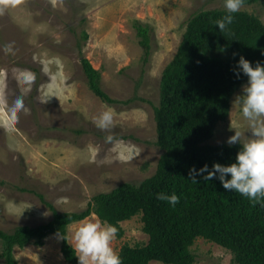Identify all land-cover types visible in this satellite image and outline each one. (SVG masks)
Wrapping results in <instances>:
<instances>
[{"label":"rangeland","instance_id":"374dc122","mask_svg":"<svg viewBox=\"0 0 264 264\" xmlns=\"http://www.w3.org/2000/svg\"><path fill=\"white\" fill-rule=\"evenodd\" d=\"M212 8H224V0H0V44L11 41L14 48L0 47L1 229L50 221L53 212L39 194L59 212L83 211L95 195L123 182L139 185L156 172L162 150L154 107L163 71L189 18ZM241 9L264 21V4ZM137 22L150 27L148 59ZM82 57L100 71L101 85L115 102L91 90ZM242 87L209 143H227L231 127L246 131L234 102ZM105 110L112 111L113 126L101 130L95 122ZM96 219L92 212L70 224L69 243L74 246L80 224ZM121 225L124 236L112 242L118 253L127 243H148L142 214ZM62 243L52 234L43 246L15 247V256L18 264H67ZM193 250L194 264H239L230 249L202 237Z\"/></svg>","mask_w":264,"mask_h":264},{"label":"trees","instance_id":"16d2710c","mask_svg":"<svg viewBox=\"0 0 264 264\" xmlns=\"http://www.w3.org/2000/svg\"><path fill=\"white\" fill-rule=\"evenodd\" d=\"M264 0H243V6ZM225 8L204 9L193 14L177 53L165 67L160 82V101L155 105L157 144L162 150L156 172L139 185L123 182L111 192L97 194L83 211L59 212L35 226L19 225L12 231L0 228V261L18 264L15 247L30 244L43 246L52 234L62 237V252L67 264H78L74 246L68 241L70 224L92 212L117 228L121 223L142 214L143 230L149 235L146 244L122 246V264H194L193 250L200 237L230 249L239 264H264V207L255 206L236 192L226 191L218 179L199 183L188 179L189 169L214 162L234 161L239 145L209 143L221 121H227L232 98L247 82L234 73L239 57L264 64V21L255 13L240 9L224 32L217 20ZM146 59L151 54L150 27L136 23ZM88 38V33H84ZM83 71L92 91L105 102H115L101 85V73L89 59L82 57ZM175 193L180 199L175 207L156 198V194Z\"/></svg>","mask_w":264,"mask_h":264},{"label":"clouds","instance_id":"9594fccd","mask_svg":"<svg viewBox=\"0 0 264 264\" xmlns=\"http://www.w3.org/2000/svg\"><path fill=\"white\" fill-rule=\"evenodd\" d=\"M242 6L243 0H224L226 14L215 24L221 33L232 24L233 14L239 12ZM0 47L7 52L14 51L11 41L0 44ZM234 73L237 78L241 75L247 77L241 94L234 101L247 121V129L241 132L231 127L234 134L227 139L229 146L238 144L239 150L229 164L214 162L211 168L208 164L199 169L191 167L188 179L194 183H199L197 177L206 182L218 179L226 191L239 193L254 206L259 204L264 207V64L257 62L253 66L241 55ZM95 123L101 130L111 128L112 111H103ZM112 139V136L106 137L109 142ZM156 198L173 207L180 199L175 193L169 195L165 192L157 193ZM116 234L114 225L99 219L80 224L72 236L78 264H122L119 253L112 246Z\"/></svg>","mask_w":264,"mask_h":264}]
</instances>
